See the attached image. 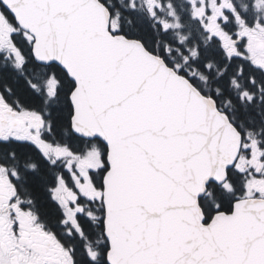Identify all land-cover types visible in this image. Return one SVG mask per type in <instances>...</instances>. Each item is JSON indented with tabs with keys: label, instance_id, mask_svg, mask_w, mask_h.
I'll return each instance as SVG.
<instances>
[{
	"label": "snow or ice",
	"instance_id": "snow-or-ice-1",
	"mask_svg": "<svg viewBox=\"0 0 264 264\" xmlns=\"http://www.w3.org/2000/svg\"><path fill=\"white\" fill-rule=\"evenodd\" d=\"M0 264H264V0H0Z\"/></svg>",
	"mask_w": 264,
	"mask_h": 264
}]
</instances>
